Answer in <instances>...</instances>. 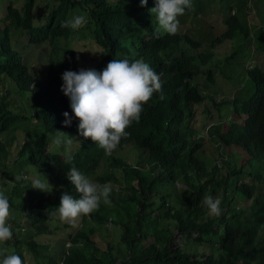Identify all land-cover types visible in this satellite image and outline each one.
I'll use <instances>...</instances> for the list:
<instances>
[{
	"label": "trees",
	"instance_id": "trees-1",
	"mask_svg": "<svg viewBox=\"0 0 264 264\" xmlns=\"http://www.w3.org/2000/svg\"><path fill=\"white\" fill-rule=\"evenodd\" d=\"M44 1L47 11L39 16L38 0H22L21 6L9 0L0 14V192L9 200L13 233L0 242V264L11 254L19 255L22 264H264V70L256 64L246 69L255 90L233 106L236 120L243 114L246 118L242 124L233 120L219 134L226 146L246 150L247 169L217 146L214 155L222 164L209 165L191 136L193 110L204 100L195 78L203 73L209 82L216 80L206 65L218 44L229 41L247 52L243 44L253 42L247 8L255 10L254 0H191L195 18L210 7L223 14L225 29L209 42L182 30L185 17H178L175 35L165 32L157 13L150 11L156 0L143 7L140 0ZM76 12L88 22L78 30L62 27ZM253 35L264 47V29ZM81 38L91 42L92 54L83 57V50H89L85 44L71 45ZM61 39L72 52L57 59L59 50H51L43 70L30 67L19 47ZM113 59H140L162 74L161 92L142 106L139 122L133 121L125 130L130 135L120 141L141 149L138 165L106 156L79 134L69 98L54 80L61 78L55 68L97 71L91 65H108ZM65 112L70 126L64 125ZM61 136L81 140L71 160L60 154L65 146L55 143ZM51 142L59 153L49 149ZM103 157L105 167L97 174ZM73 165L94 184L111 186L110 203L101 200L97 210L80 218V228L65 235L60 251L51 253L42 239L56 231L50 222L57 221L61 195H82L67 178ZM9 172L14 177L5 174ZM30 172L35 180L48 181L49 192L32 188ZM7 175L12 185L3 177ZM207 196L220 200V215L210 214ZM242 200L249 205L239 206Z\"/></svg>",
	"mask_w": 264,
	"mask_h": 264
},
{
	"label": "clouds",
	"instance_id": "clouds-1",
	"mask_svg": "<svg viewBox=\"0 0 264 264\" xmlns=\"http://www.w3.org/2000/svg\"><path fill=\"white\" fill-rule=\"evenodd\" d=\"M147 2L148 0H140L142 7L146 6ZM191 7V0H156V6L150 9V11L157 13V21L160 28L168 34L175 35L179 29L178 17L180 16V20H183L185 17L184 15L188 12V17L191 14H194ZM231 12L234 13V11ZM247 13L249 16V6L247 8ZM253 14H256L255 10L253 11ZM247 21L248 25L251 24L248 19ZM87 22L88 20L85 15H76L71 20L65 21L61 26L71 27L73 30H78ZM181 24V27H183V22H181ZM220 34L216 36H219ZM188 35L193 39H197L189 33ZM220 44H218V46ZM202 45L204 44L202 43ZM212 54L215 55H212L211 60L217 57L216 52ZM209 63L206 65V68ZM251 65V63H247L246 69L251 67ZM208 70L211 69L208 68ZM160 76H162V74L158 75L147 63L140 59L134 61H129L128 59H113L108 63L106 69L100 73L94 69H80L79 72L65 71L60 79L54 78V80L55 84L59 83L63 94L69 98L70 107L74 116L79 120V134L86 139L90 138L93 142L98 144L100 148L104 149L106 156L111 155L113 157L121 158L122 160H127L126 155L130 148L132 151H136L139 154L142 153V151L134 143L133 145H131V143L120 145V141L122 138H127L130 135V133L125 131L126 128H128L133 121L139 122L142 106L147 104L152 98L154 92H161L162 83ZM210 83L211 82L205 85H199L196 82L201 89L200 94L204 100L201 103L196 104L193 110V117L191 118V129L193 130L191 136L201 145L200 153L202 156L207 155L204 143L210 142L209 140L212 139L214 133L217 134L219 139L216 146L220 148L226 146L219 138V134L222 133L219 131L220 125L224 123L225 120L218 121L212 126H207L197 120L199 115L197 109L203 103L211 102L213 105H219L218 101L222 99L219 96L207 94L204 89H206ZM60 87L58 88L60 89ZM162 98L163 96L161 95V99ZM235 101L236 98L232 97L230 94L228 100H222V102L226 103V105L223 106V111L232 108L233 117L235 115L233 107ZM63 115L65 117L64 125L70 126L71 117L67 112ZM241 117L246 118V115L244 116L243 114ZM233 120L237 121L238 119L236 120L234 118ZM233 120L229 122L228 128ZM197 129L201 130L202 134L197 132ZM227 131H225V133ZM61 134L63 136L65 133L61 132ZM62 136L55 139L57 145H64L65 143L70 145L71 143H75V147L72 150L63 151V154H61L62 152L60 153L71 160L73 153L79 148V142L81 140L79 137L63 140ZM49 149L51 148L49 147ZM138 161L139 158L136 156L133 161L127 162L138 165ZM101 163L102 166L105 164L104 157L102 158ZM214 163L218 164V166H221L222 164L218 160L214 161ZM143 167H146L147 169L150 168L148 164ZM149 171L152 173L154 170L149 169ZM67 178L73 185H75L76 190L82 195L79 199H73V197L67 193L61 195L58 212L62 221L76 224L81 217L89 216L92 212L97 210L100 206L101 200H103L104 204L110 203L109 196L112 189L109 184L103 186L94 184L86 175L76 168L75 165H73L67 172ZM16 179L19 180L21 177L17 176ZM137 182L138 181L136 180L135 183ZM49 186L50 184L47 180L45 182L36 179L32 182V188L38 189L42 192H49L47 190ZM204 203L208 206L210 214L217 216L220 215V200H214L211 196H207L204 198ZM9 208L8 198L0 192V242L10 240L13 235L11 226L6 223L10 215ZM175 236H178V233H176ZM178 237H175L176 240ZM2 264H22V260L21 257L16 254L5 255Z\"/></svg>",
	"mask_w": 264,
	"mask_h": 264
},
{
	"label": "rangeland",
	"instance_id": "rangeland-1",
	"mask_svg": "<svg viewBox=\"0 0 264 264\" xmlns=\"http://www.w3.org/2000/svg\"><path fill=\"white\" fill-rule=\"evenodd\" d=\"M9 2V0H4L1 4L0 14L2 11H4V8L6 4ZM17 6L22 5V0H13ZM45 1L44 0H38L37 7L35 9V14L37 16L44 14L47 9L44 6ZM254 8L255 13L253 14V8H250V14L248 16V20L251 24L250 25V36L253 38L252 45H248V42L242 43L243 49L247 52H241L239 46L237 47V50L232 46V44L229 43V41L222 42L216 49V55L217 57L213 58L211 62L209 63L208 68L212 70V74L215 76L216 80L213 83H210L206 89L207 94H211L213 96H219L222 99L218 101L219 105H213L211 102L203 103L198 109L197 113L198 118L197 120L201 121L202 124H205L207 126H212L213 124L217 123L218 121H224L220 125V132H225L228 130V125L231 120L234 119L232 116V108L228 109L227 111H223V106L226 105L225 102H222V100H228L229 94L232 97L236 98L237 102H240L241 100L245 101L247 100L251 94L254 92L255 87L253 82L246 76V64L253 61L252 65L256 64L260 68L264 70V47H260L259 40H256L254 38V33L259 29H264V0H254ZM79 13L76 12L74 15H78ZM189 15V12L185 14V21ZM248 22V21H247ZM225 29V25L223 24V14H216L212 12V7H210L207 11L204 13H198L197 18L190 15L186 22L183 23L182 30L189 33L191 36L200 39L204 42L211 41L216 35L220 34ZM13 40V39H12ZM73 42L71 45H87V49L89 50H83V57L90 55L93 53V47L91 46V42H88L84 40V38L77 39L76 41L72 40ZM79 41V42H78ZM19 45L21 51L23 52L24 59L28 63V65L33 69H39L43 70V67L45 66V63L47 62L48 53H51V50H59L56 52V58H61V54H70L71 48L69 47H63V45H67L63 39L59 40L56 44L51 43H42L40 45H32L31 48H28L27 46ZM72 46V47H73ZM63 47V48H62ZM68 49V52L65 51V49ZM73 50L74 47H73ZM236 50V52L232 55L233 51ZM69 61L71 60V55L69 58ZM95 66L97 69V72H102L104 69H106L107 65L106 63H98ZM67 67V66H66ZM66 67H58L55 68V72L62 77L64 70ZM205 74H200L196 76L195 82H197L199 85H205L208 82V80L205 78ZM224 98V99H223ZM244 120V117H241L237 120L238 123H242ZM197 132H200L202 134L201 130H196ZM2 138L0 137V140ZM209 140V139H208ZM218 136L216 133L212 135V139L209 140L210 142H205L204 147L206 149L207 155L205 156L207 159V163L210 165L214 163V161L218 160L221 162L220 156L218 154L214 155L216 153V149L214 146L218 144ZM133 145V143H131ZM65 148L64 151H70L75 147V143L64 144ZM132 147V146H131ZM50 148L52 152L59 153L57 151H54V143H50ZM221 149L224 151L225 154H227L230 157V160L235 161L237 166H243L244 169L246 168L245 162L248 159V154L245 150L242 148L231 145V146H222ZM63 154V152L61 153ZM211 154V155H210ZM139 153L136 151H132L131 148L127 152V161L131 162L133 161L136 156H138ZM223 157H226L225 155ZM11 163V162H10ZM232 163V162H231ZM105 167V164L103 165ZM102 168V163L100 164L97 174L100 173ZM8 175H12L14 177V173L9 172L5 173ZM7 176H3L4 178L8 179L10 181V185H12V178H9ZM32 180H35V176L32 175V172L28 174ZM37 179V178H36ZM248 181V180H247ZM47 194L45 195V197ZM219 195L217 196V198ZM220 199V198H219ZM238 201L233 199V203L236 204ZM239 206L242 205H249L248 201H239ZM55 218V217H54ZM57 221H51L50 227L54 228L52 226H56V231L54 234L44 236L42 239L45 241V243L48 245L50 252L53 253L54 251L58 250L60 251V244L66 239L65 235L69 232H74L76 229L81 227V221H79L76 224H70L66 221H62L60 219L59 214L56 216ZM6 223L9 225L11 222L8 220ZM66 224H69L68 226H65ZM99 234V233H98ZM178 237V236H177ZM177 241H180V238L178 237ZM69 243H66L67 245ZM44 253H42L43 255ZM41 263L45 261L44 256L40 257Z\"/></svg>",
	"mask_w": 264,
	"mask_h": 264
},
{
	"label": "water",
	"instance_id": "water-1",
	"mask_svg": "<svg viewBox=\"0 0 264 264\" xmlns=\"http://www.w3.org/2000/svg\"><path fill=\"white\" fill-rule=\"evenodd\" d=\"M175 237H177V236H175Z\"/></svg>",
	"mask_w": 264,
	"mask_h": 264
}]
</instances>
